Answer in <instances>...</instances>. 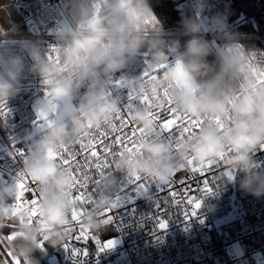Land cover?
Instances as JSON below:
<instances>
[{"label":"clouds","instance_id":"1","mask_svg":"<svg viewBox=\"0 0 264 264\" xmlns=\"http://www.w3.org/2000/svg\"><path fill=\"white\" fill-rule=\"evenodd\" d=\"M207 8L208 0H192L191 14L177 21L175 31H166L157 19L154 27L148 25L155 16L150 0H64L59 10L63 19L54 31L58 59L50 58L41 39L0 40V102L20 93L27 56L31 60L27 71L44 85L35 100L36 115L51 120L32 139L20 169L39 190L38 215L29 219L27 209L12 207L18 192L12 171L6 169L9 180L0 183V228L8 222L16 225L10 242L14 256L39 264L30 257L41 249V242L54 247L68 235L65 220L74 207L72 178L49 153L115 116L121 97L112 91L113 77L141 55L148 58L142 73L156 70L155 78L145 82L142 74L126 75L121 79L124 89L141 96L171 86L176 108L194 119H209L193 135H179L170 144L160 138L147 110L133 107L129 120L148 134L137 139L143 156L124 152L113 160L92 207L83 212L84 226L93 231L102 226L99 213L111 208L120 192L121 178L115 173L124 179L138 174L166 185L188 168L189 158L206 164L223 155L221 164L232 174L227 183L239 176L243 191L264 195V172L253 170V153L264 145V54L240 42L229 29L227 7L205 19ZM42 10L48 12L46 6ZM4 31L0 27V34ZM212 41L221 43L214 47ZM228 117L223 126L218 123ZM138 195L146 203L155 199L151 188ZM124 200L125 194L120 203Z\"/></svg>","mask_w":264,"mask_h":264},{"label":"built area","instance_id":"2","mask_svg":"<svg viewBox=\"0 0 264 264\" xmlns=\"http://www.w3.org/2000/svg\"><path fill=\"white\" fill-rule=\"evenodd\" d=\"M11 1L18 12V18L8 26L2 27L5 31L0 34V40L41 39L48 49L55 45L54 31L63 19L59 10L63 7L64 0ZM170 1L179 10L182 18L191 14L192 0ZM224 2L225 0H208L204 18L214 16L222 9ZM42 6H46L48 12H44ZM246 18L243 12L234 18L228 17L229 29L233 31ZM164 29L174 31L171 28ZM212 43L215 47L221 42L212 41ZM251 47L263 54L261 48ZM147 59L146 55L138 56L127 69L117 73L113 81L122 79L126 75H141ZM24 64L25 72L21 76V91L7 102L8 112L0 116V183H7L9 180L6 169L15 174L22 167L23 161L19 158L13 160L10 155L12 151H15L13 147L24 149L28 154L31 141L38 134L37 125L40 121H37L35 100L43 94L44 85L38 77L27 71L31 64L27 56L24 57ZM126 91V89L116 88L113 92L119 95L122 101ZM165 118L166 116L161 114V119ZM92 132L95 130L90 131ZM179 135L180 132L177 131L176 136ZM84 139L87 142L88 138ZM13 140L16 141L15 145L12 143ZM68 146L77 152L80 151L78 144L71 143ZM97 150L99 151V148ZM78 159L82 160L81 157ZM253 160V170L264 172V149L257 148L253 153ZM228 173L229 169L222 164L219 169L207 173L206 178L213 188V194L205 196L203 192L196 193L203 203L198 210V215L190 219H185L183 215L185 206H177L170 197L168 204L164 205L163 199L167 196V189L159 191L153 185L151 190L155 199L152 203H146L133 191L134 186L130 185L126 191L132 199L113 210L112 222L102 224L98 231L85 226L91 235L99 239L101 245L107 241H114V247L99 252L96 242L88 239L86 242L72 240L71 246L65 248L63 244L68 242V237L75 236L80 231L79 225L74 223L69 226L68 235L61 244L53 247L44 243L43 248L36 251L34 259L39 260V264H264V195L254 196L243 191L239 186V176L231 183H227ZM91 175L96 178L95 172ZM115 175L121 178V182L124 181L121 173H115ZM191 175L190 169L187 168L178 172L173 178L179 181ZM27 179L29 181L27 187L36 188V196H38V188L29 177ZM196 179L201 182L200 187H203L205 177L197 174ZM189 183L196 187L195 182L189 181ZM175 187L178 191L182 188L179 184ZM91 191L90 186L89 192ZM76 194L73 191V197ZM95 195L93 194V200ZM33 198L31 191L24 192V199L30 201ZM157 198L161 199L162 207H167L166 211L161 212L154 206ZM210 204L214 205L212 210L207 208ZM91 207L92 204L87 206L86 210ZM161 215L168 220V226L165 229L157 227L155 217ZM201 219L203 223L200 222ZM80 223L83 224L82 217ZM6 225L15 224L8 222ZM2 229L8 231L4 232ZM15 230L16 225L15 227L4 226L0 228V235L7 236ZM73 248L86 249L87 255L74 256ZM8 250L12 251L10 245L0 246V260L7 259L9 264H12L11 258L7 256ZM30 259L33 258L30 257Z\"/></svg>","mask_w":264,"mask_h":264},{"label":"snow or ice","instance_id":"3","mask_svg":"<svg viewBox=\"0 0 264 264\" xmlns=\"http://www.w3.org/2000/svg\"><path fill=\"white\" fill-rule=\"evenodd\" d=\"M158 21L155 16L150 17L147 21L150 27H154ZM50 58L58 59V52L55 45L49 47ZM177 69L179 70V62H176ZM159 67H166L161 65ZM152 72L145 71L142 73L141 78L147 82L148 80L154 79L155 75ZM261 82H264V77H262ZM43 83H47L46 81ZM112 91L116 88L124 89L122 80L117 79L113 81ZM171 86H169L170 88ZM169 88L161 90L159 93H148L145 92L141 96L135 95L131 90H127L124 99L121 101V107L115 114V116L110 120L105 122L104 126L95 130V132H86L81 136H78L72 142L73 144H78L80 146V151H75L74 148L68 145H61L57 151L50 152V158L59 159L60 164L63 168L68 169L72 178V192L75 191L77 194L73 197L74 207L70 216L65 220V228L67 231L70 230L69 226L72 224L79 225L80 231L75 236H69L68 242L64 243L65 248L71 246L72 240H83L87 241L92 239L96 242L99 252H103L105 249H110L114 247V241H107L101 245V242L95 235H91L89 230L80 223L83 212L86 210L87 206L93 204V194H96L101 190V183L105 173L111 172V165L113 160L117 157L123 155L124 152H128L130 156H143L140 150L137 139H144L147 137L145 130L136 124H134L128 118V113L133 107L143 106L148 115L154 122V128H159L161 133V139L168 141L170 144H174L177 140L176 132H180V136L185 135L191 136L195 133V130L199 129L205 120L204 118H192L187 113L182 112L176 108L173 104V98L169 93ZM8 112L7 102H0V116H4ZM161 114L166 116L165 119H161ZM230 120V117L226 118L225 121H218V123L223 126L224 123ZM37 121L40 123L37 125L38 131H44L50 124L51 120L44 116L43 114H37ZM129 132L131 134H129ZM85 137H87V142H85ZM114 137V138H113ZM15 145L16 141H12ZM15 151L11 152L10 155L13 160L17 158L21 159L23 162L26 160L28 154L25 153L24 149H17L13 147ZM99 148V151L97 150ZM119 148V151L114 149ZM260 149H264V145L260 146ZM30 151V148L29 150ZM230 151V149H229ZM67 156V158H65ZM81 157V159H78ZM223 155L218 159L207 162L206 164H198L191 158L188 160V168L190 169L192 175L187 178H182L179 181L172 178L166 185L155 184L146 176H141L134 174L124 179L120 185V192L115 195V203L111 208H106L99 213L102 218L103 224H108L112 222L114 209L120 207L121 193L125 194V201H130L132 196L127 194V189L130 185L134 186L133 191L138 195L141 189L152 188L153 185L159 191H164L167 189V196L163 199L164 205L168 204V198L170 197L177 206L184 205L185 211L183 213L185 219H190L191 217L198 215V210L202 207V199L199 198L196 193L203 192L205 196L213 194V188L209 184V180L206 178L207 173L220 168L221 161L223 160ZM73 169H75L73 171ZM95 172L94 178L91 173ZM197 174L200 177H205L203 179V187H200V181L196 179ZM17 179V196L15 201L12 202V207L15 208H25L29 211V219H34L38 213L36 211L37 205L39 203V195L36 196V188H28L29 183L27 176L21 171H16L14 174ZM229 178H232V174L228 173ZM189 181H193L196 187H193ZM6 183V182H4ZM176 184L182 186L178 191L176 190ZM92 187V191L89 192V187ZM31 191L33 193V199H24V192ZM154 206L161 212L167 210V207L161 206V199L157 198L154 202ZM134 213V210H133ZM164 216L155 217L157 220V227L159 229H165L168 226V220L163 218ZM203 223V220L200 221ZM8 227H15V225H5ZM14 233V231L12 232ZM3 236L0 235V246L10 245L11 240L14 238L13 234ZM40 247L43 248V242H41ZM7 250V249H6ZM73 255H87L86 249H72ZM7 256L11 258L12 264H21V259L13 255L12 251H7ZM0 264H9L7 259L0 260ZM23 264H29L28 258H24Z\"/></svg>","mask_w":264,"mask_h":264},{"label":"trees","instance_id":"4","mask_svg":"<svg viewBox=\"0 0 264 264\" xmlns=\"http://www.w3.org/2000/svg\"><path fill=\"white\" fill-rule=\"evenodd\" d=\"M152 10L163 28L176 29L181 13L170 0H150ZM227 7L228 17L234 18L245 13L247 18L233 31L238 34L240 42L248 47H259L264 54V0H225L222 9ZM4 232L8 230L2 229ZM36 256V252L33 253Z\"/></svg>","mask_w":264,"mask_h":264},{"label":"rangeland","instance_id":"5","mask_svg":"<svg viewBox=\"0 0 264 264\" xmlns=\"http://www.w3.org/2000/svg\"><path fill=\"white\" fill-rule=\"evenodd\" d=\"M9 2V1H8ZM9 3H11V2H9ZM12 4V3H11ZM6 5V4H5ZM12 7L11 8H9V9H7V8H5L4 7V5L3 4H1V6H0V11H2V9L4 8V10H5V12H6V15H5V13H1L0 12V27H3L4 25L2 24L3 23V21L4 20H7V21H9V23L10 22H12V21H15L18 17V12H17V10H16V8L14 7V5H11ZM3 7V8H2ZM12 8H14V9H12ZM153 11V10H152ZM153 13H154V11H153ZM155 15V14H154ZM17 17V18H14L13 19V17ZM155 17H156V15H155ZM156 19H157V17H156ZM8 24V23H7ZM11 246V245H10ZM12 247V246H11ZM32 258L34 259L35 258V256L32 254ZM21 260L23 259V258H20Z\"/></svg>","mask_w":264,"mask_h":264},{"label":"crops","instance_id":"6","mask_svg":"<svg viewBox=\"0 0 264 264\" xmlns=\"http://www.w3.org/2000/svg\"><path fill=\"white\" fill-rule=\"evenodd\" d=\"M8 1L11 2L12 4L9 3ZM1 4H3L4 7L7 8V9L11 8V7H12L11 5H14L13 2H12L11 0H0V6H1ZM5 4H6V5H5ZM14 7H15V6H14ZM2 8H3V7H2ZM12 9H14V8H12ZM0 12H1V13H5V15H6V12H5L4 8H3L2 11H0ZM17 17H18V16H17ZM17 17L14 16L13 19H14V18H17ZM12 22H13V21H12ZM12 22H10V23H12ZM7 23H8V24H7ZM10 23H9V21L4 20L2 24H3L4 26H8Z\"/></svg>","mask_w":264,"mask_h":264}]
</instances>
